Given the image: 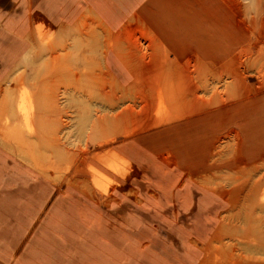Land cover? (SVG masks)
Segmentation results:
<instances>
[{"label": "rangeland", "instance_id": "obj_1", "mask_svg": "<svg viewBox=\"0 0 264 264\" xmlns=\"http://www.w3.org/2000/svg\"><path fill=\"white\" fill-rule=\"evenodd\" d=\"M175 1L181 14L201 11L192 21L213 23L215 17L218 22L231 24L227 14L219 17V8L224 6L222 0ZM223 1L238 15L241 24L252 31L253 40L241 46L219 72L212 76L208 73L206 81L200 83L207 91V97L202 99L208 104H223L225 108L232 101L240 102L208 114L205 124L196 119L162 131L154 139L153 136L138 142H120V136H131L183 116L172 110L169 103L170 80L163 79L160 83L154 76L157 69L172 65L168 51L135 17L118 33L107 29L92 12H86L70 26H55L47 20L51 26H46L43 32L46 37H40L35 28L39 17L34 16L29 33L31 47L0 85V143L48 181L66 183L71 191L69 199L76 200L81 193L108 203L114 191L120 190L134 196L135 190L127 188L132 181L144 201L119 198L120 202L112 203L109 214H118L128 227L143 236V231L153 234L156 248L176 257L180 263H185L189 253L192 257L201 255L181 241L183 235L195 232L204 240L216 228L202 247L199 264H264V0ZM160 4L161 1L159 11L157 5L152 8L157 11L153 12L161 13ZM133 27L140 29L133 39L143 54L144 61L140 62L145 67L136 66L132 57L121 54L137 77L131 87L122 91L104 67L103 57L108 48L130 38ZM245 36L234 29L236 41L242 42ZM226 43L232 45L230 49L235 46V42ZM191 65L197 70L199 63ZM142 70L153 77H143ZM144 84L148 88L146 93L141 89ZM186 90L193 91L192 82H188ZM213 128L224 130L216 148L222 168L198 178L211 190L173 189L175 168L195 165L193 161L203 152L201 146L210 138L213 132L208 133ZM209 144L211 140L207 147ZM162 148H176L178 160L171 155L159 158L156 153ZM197 162L201 163V158ZM134 164L140 168L135 178ZM152 187L157 191L155 195L148 192ZM214 194L223 197L219 219L215 213L219 197ZM173 198L176 209L170 206ZM63 203L70 205V201ZM62 215L71 221L59 223L54 217L46 220L47 245L54 243L61 248L67 241L61 236L65 227L78 225L74 209H64ZM155 221L167 228V233L163 232L165 239L150 231ZM20 222L8 224L10 233L18 234L24 224ZM82 250L80 247L79 251ZM106 253L112 262L107 264H119L117 256L111 257V250ZM141 259L148 264L145 254ZM57 260L60 257L56 256ZM74 262L72 258L68 264ZM158 263L157 257L151 259L150 264Z\"/></svg>", "mask_w": 264, "mask_h": 264}, {"label": "crops", "instance_id": "obj_2", "mask_svg": "<svg viewBox=\"0 0 264 264\" xmlns=\"http://www.w3.org/2000/svg\"><path fill=\"white\" fill-rule=\"evenodd\" d=\"M160 1L161 13L153 12L159 9ZM222 2L224 6L219 8V17L222 18L223 14H227L231 20L230 25L216 21L215 17L212 19L215 23L211 21L207 23L201 19L192 21L197 11L188 6L193 12L181 14L177 11L180 5L175 0H0V85L31 47L29 33L33 29L34 16L43 17L55 26H70L86 12H92L113 33L122 31L127 22L135 17L148 28L171 56L170 68L157 69L158 66H156L157 71L154 76L159 81L170 80L169 103L172 110L183 113V116L178 120L142 130L131 136H120L118 141L138 142L153 136L154 139L162 131L196 119L199 122L202 120L205 124L208 114L220 112L225 107L223 104L217 106L211 102L206 103L202 96L207 97V91L201 87L200 83L206 81L208 73L212 76V73L219 72L225 63L228 64L233 59L241 46L253 40L252 31L247 30L239 21L238 15H234L233 9L223 0ZM157 5V10H152ZM197 14H201V11ZM234 29L245 33L246 39L243 38L242 42L236 41ZM139 30V27L131 29L132 36L120 43L118 48H108L103 57L104 67L112 73L122 91L131 87L137 77L121 54L132 57L136 66L145 67L140 62V59L143 60V54L137 50L135 39H133ZM223 32L226 38L222 36ZM226 41H230L231 44L235 42V46L230 49L232 45L229 46ZM192 63H199L197 70L191 65ZM142 73L143 77H153L150 74L146 75V71L142 70ZM188 82L193 83V91L186 90ZM141 89L145 93L148 90L146 84ZM240 101L230 102L225 109ZM215 129H210L208 135L213 132L208 139L211 140V144L207 147L208 140L204 141L205 144L201 146L203 152L194 159L193 167L177 166L175 168L173 189L184 191L188 188L190 190L191 187L195 189L202 187L211 190L199 182L198 178L222 168V162L216 157V154L218 155L216 148L223 138L224 130ZM115 144L118 145V142ZM156 155L159 158L162 155H171L177 159L176 148L159 149ZM199 158L201 163H196V159L199 161ZM134 166L133 178L136 177V171L140 172L137 164ZM129 183H131L130 187L127 188L135 190L134 196H128L120 190L114 191L108 203L104 199L93 198L88 194L85 196L81 193L78 199H69L71 191L67 189L66 183L56 184L48 181L41 172L0 143V239H2L0 264H64L65 262L68 264L72 258L75 261L73 264L79 262L107 264L110 257L106 251L110 250L111 254L113 253L111 257L117 256L119 264H143L141 259L143 254L146 255L148 264L153 257L159 259L158 264H199L204 252L202 247L210 240L216 228L204 240L195 232L183 235L181 241L192 246L201 255L193 254L192 257V253H189L190 257L185 263H180L176 257L164 254L156 248L157 239L153 234L143 231L141 232L144 233L143 236L128 227L125 221L117 217L118 214L114 216L109 214L112 203L119 198L124 201L129 197L136 203L144 201L139 194L140 189L132 181ZM149 190L151 195L157 193L153 187ZM216 197H219V203L217 202L215 213L219 219L224 207L223 197L220 194ZM175 200L173 198L170 206L176 209ZM63 201H70V205H65ZM84 201L88 202V205H85ZM73 202L75 206L71 205ZM64 209H74L78 225L68 229L62 223L66 228L61 235L62 238H67L65 244L61 248L54 243L47 245L46 220L51 221L54 217L56 222L68 223L71 218L67 216L64 218L62 215ZM173 220L177 221L175 215ZM20 221L24 224L19 227L18 234L15 235L14 231L10 233L8 224L22 223ZM3 227L6 228L1 229ZM150 231L156 235H163V232L167 233L168 230L161 222L155 221ZM95 236H97L96 241ZM164 237V235L161 236L162 239H165ZM90 240L92 244L89 243ZM68 247L71 248L68 250ZM80 247L83 248L81 252ZM48 248L52 251H48ZM100 251L102 252L98 256ZM188 252L192 250L189 249ZM56 256L60 257V261H55ZM130 259L134 262L129 261Z\"/></svg>", "mask_w": 264, "mask_h": 264}, {"label": "bare ground", "instance_id": "obj_3", "mask_svg": "<svg viewBox=\"0 0 264 264\" xmlns=\"http://www.w3.org/2000/svg\"><path fill=\"white\" fill-rule=\"evenodd\" d=\"M232 2V1H231ZM84 21V20H83ZM87 21V20H86ZM87 25V24H86ZM130 25V24H129ZM46 26H51L49 23H48V21L47 20H45L44 18H37L36 20H35V28H36V32H38V35L40 36V37H42L43 35H44V31H45V29H46ZM131 26V25H130ZM128 27V26H127ZM134 28V27H133ZM137 28V27H136ZM142 28V27H141ZM128 29V28H127ZM131 28H129V30H130ZM46 33V32H45ZM123 33V32H122ZM131 33V32H130ZM141 33H142V31H141ZM146 33V32H145ZM45 36V35H44ZM119 36V35H118ZM150 36H152V35H150ZM46 37V36H45ZM149 38V37H148ZM114 40V39H113ZM116 41V40H115ZM108 42V41H107ZM157 42V41H156ZM159 44V43H158ZM111 46V45H110ZM64 47V46H63ZM64 49V48H63ZM241 49V48H240ZM153 51V50H152ZM56 52V51H55ZM55 54V53H54ZM54 56V55H53ZM57 58V57H56ZM131 58V57H130ZM152 62V61H151ZM111 77V76H110ZM246 79V78H245ZM106 84V83H105ZM118 85V84H117ZM71 86H73V84L71 85ZM189 86V85H188ZM73 87H75V86H73ZM72 87V88H73ZM104 89V88H103ZM51 90V89H50ZM114 90V89H113ZM118 96V95H117ZM117 98V97H116ZM117 100V99H116ZM143 105V104H142ZM145 106V105H144ZM132 108V110L134 109L133 107H131ZM130 108V109H131ZM165 108V107H164ZM131 110V111H132ZM164 110H166V109H164ZM164 110H162L163 112H164ZM135 111V110H134ZM148 111V110H147ZM133 112V111H132ZM144 113H145V111H143ZM158 112V111H157ZM159 112H161L160 110H159ZM165 113H166V111H165ZM133 116H134V114H132ZM137 116V115H136ZM136 116H134L135 118H136ZM133 117V118H134ZM123 118V117H122ZM134 118V119H135ZM139 118V117H138ZM119 119V118H118ZM133 120V119H132ZM131 121V120H130Z\"/></svg>", "mask_w": 264, "mask_h": 264}]
</instances>
